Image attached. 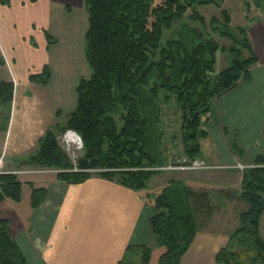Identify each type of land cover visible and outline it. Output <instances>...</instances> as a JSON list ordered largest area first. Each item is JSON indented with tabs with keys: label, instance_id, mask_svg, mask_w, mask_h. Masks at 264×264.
Wrapping results in <instances>:
<instances>
[{
	"label": "trees",
	"instance_id": "trees-1",
	"mask_svg": "<svg viewBox=\"0 0 264 264\" xmlns=\"http://www.w3.org/2000/svg\"><path fill=\"white\" fill-rule=\"evenodd\" d=\"M222 0H85L88 31L85 57L92 70L76 88L77 106L65 124L49 128L37 151L23 163L56 170L57 181L80 185L101 176L122 187L142 191L159 175L151 171L165 166L163 105L174 101L180 116L179 135L184 156L201 159V128L213 102L250 80L258 64L246 29L232 33L231 15L209 23L199 7H222ZM34 3L35 0H30ZM249 7L246 0H244ZM210 29V32L207 29ZM218 34L232 42L230 67L212 76L217 53L226 52L212 38ZM50 44L55 43L47 36ZM245 55L246 56L245 58ZM4 61L0 58V67ZM52 80L48 66L30 82L47 87ZM15 85L0 77V132L8 130ZM57 119L61 111L56 113ZM80 137L83 156L74 166L59 137ZM233 151L240 155L234 146ZM244 171L238 198L248 206L239 216L240 226L227 247L216 256L217 264H264V239L260 234L264 214V155ZM32 187L31 206L38 209L47 198L45 188ZM23 183L13 173L0 175V203L19 204ZM205 193H196L182 181H171L154 202L150 221L158 248L165 250L158 264H181L200 229V219L212 215ZM152 251L129 249L120 264H150ZM0 264H27L9 229L0 222Z\"/></svg>",
	"mask_w": 264,
	"mask_h": 264
},
{
	"label": "crops",
	"instance_id": "crops-1",
	"mask_svg": "<svg viewBox=\"0 0 264 264\" xmlns=\"http://www.w3.org/2000/svg\"><path fill=\"white\" fill-rule=\"evenodd\" d=\"M84 2L0 0V58L4 61L0 77L15 85L10 124L7 132H0V170L4 173L37 172L21 165L37 151L45 132L56 125L58 111L45 102L46 92H31L43 86L31 83L30 76L40 74L48 66L53 78L52 55L63 45L67 49L73 47L75 27L70 16L79 8L83 10ZM84 12L87 25L84 20L83 30L76 36L79 40H85L88 31L87 10ZM261 21L249 22L248 36L258 60L250 70V80L241 81L236 89L216 99L210 113L202 118L201 128L207 137L200 142L201 159L211 166L253 165L264 155V23ZM47 36L55 43L50 44ZM234 146L240 155L234 153ZM170 174H197L211 179H182L196 193L209 195V188H215L230 200L238 198L241 191L237 190L241 189L242 175L224 170ZM19 179L24 197L19 204L11 200L0 203V222L9 223L27 264H120L129 249L141 247L152 251L150 264H158L164 255L165 250L157 246L150 221L155 216V198L173 180L156 175L147 189L134 191L96 175L80 185L60 183L45 174L19 176ZM152 183L160 186L151 189ZM31 186L47 191L46 201L38 209L31 206ZM227 200L223 198V206L212 208L226 210ZM210 220L211 215L200 222L197 236L181 264H217V254L229 243V232L213 231L209 228V224L213 227ZM263 223L264 214L261 235Z\"/></svg>",
	"mask_w": 264,
	"mask_h": 264
},
{
	"label": "rangeland",
	"instance_id": "rangeland-1",
	"mask_svg": "<svg viewBox=\"0 0 264 264\" xmlns=\"http://www.w3.org/2000/svg\"><path fill=\"white\" fill-rule=\"evenodd\" d=\"M246 2L248 3L249 7H247L244 0H222L221 8H218L214 5L202 6L198 8V11L201 14V16L206 20V22L209 23L213 18L221 21L222 11L225 10L231 15V24L229 29L232 33H235L238 29H246L248 31L249 22H251V20L259 19L262 20L261 22L264 23V0H246ZM83 8H84L83 10L79 8L73 11L72 15L70 16L74 21V27H75V34H74L75 41H73L74 42L73 47L67 49L63 45L62 48L59 47L57 51L53 53L54 56L52 55L53 60H55L52 63V70L54 72V75L49 86L47 88H43V87L37 88L35 91L30 90L32 93L46 92L45 97L47 98L45 99L47 101L45 102H48L49 105L55 111H59V110L61 111V116L59 119H57L56 124H65L68 119V116L75 111L77 106L76 88L81 80H88L92 75V70L89 67L87 59L85 57V40L84 38L82 40L76 38V36L80 35L83 30V22L85 20L83 18L84 15L86 16V13L84 12V10L86 9L85 2ZM86 20L85 23L87 25ZM207 31L210 32V29L208 28ZM212 38L221 48L227 49L226 52L219 51L217 53L216 56L217 63L215 65L214 72L212 74V76L214 77L230 67L233 57L228 52V50L232 46V42L230 40L226 38H222L218 34H212ZM58 56L60 59H58ZM246 56L248 55H245V58ZM162 108L164 110L163 125L165 131L163 146L166 148L165 150L162 147V150L163 152H165L166 156L169 157L170 159L174 157H185L184 152L182 151L181 148L180 141L177 142L172 141V138L174 136L177 137L179 135V130H180V119H179L180 114L175 107L174 101L172 100L169 104L163 105ZM70 133L72 132L67 133L66 139H65V134L63 136H60L59 143L63 151L70 157L72 164L76 166L78 159L83 156V149H81L82 142L79 136H77L74 133L77 137H71ZM21 166H24L25 168L37 169V173L29 175L33 177L41 176L45 174V176L47 177L56 178L58 174V171L56 170H48L38 165L37 166L21 165ZM245 166H250V165H245ZM21 170H25V169H21ZM229 172L239 174L242 176L244 174V172L238 170H230L228 171V173ZM235 174H233L232 176L233 179L235 178L234 176ZM174 175L175 174H170L169 172H162L158 176L161 179L166 178L168 180L182 181V182H183L182 179H186V178L195 179L196 181L211 180L209 178H205V176L197 175V174L190 176L189 175L174 176ZM235 181L236 180H234V183ZM158 186L160 185L156 183H152L151 189L152 188L155 189ZM214 189L215 188H209L208 191L209 192L208 199L211 201L212 206H217V205L223 206L224 205L222 204L223 198L228 200L226 205L227 207L224 206L226 207V210L223 209L222 211L221 208L213 207V212L210 220V222L213 223V227L210 226L209 224V228H212L213 231L218 233L221 231L223 232L228 231L230 237V234H232L237 228H239L240 226L239 216L242 212L246 210V208H248V206L244 204V202H242L239 198L231 197L229 200V198H226L224 193H222L223 196H221L220 192ZM240 190L241 189H238L237 191ZM30 193H32V190ZM28 202L30 203V196L28 198ZM202 219L203 218L200 219V222H202ZM262 235L264 236V223L262 228ZM262 235L261 237L264 239Z\"/></svg>",
	"mask_w": 264,
	"mask_h": 264
},
{
	"label": "built area",
	"instance_id": "built-area-1",
	"mask_svg": "<svg viewBox=\"0 0 264 264\" xmlns=\"http://www.w3.org/2000/svg\"><path fill=\"white\" fill-rule=\"evenodd\" d=\"M83 146H81V149ZM250 168H253L252 165L245 166L238 164L236 166L231 167H214L209 165L205 160L203 159H189L187 157H174L171 158L168 163L163 167H157L154 169H150L154 172H169V173H194V172H210V171H217V170H224V171H230V170H238L241 172H244ZM4 172L0 170V175H2ZM37 172L32 171H17L13 172V174L17 176H25L30 174H35Z\"/></svg>",
	"mask_w": 264,
	"mask_h": 264
},
{
	"label": "bare ground",
	"instance_id": "bare-ground-1",
	"mask_svg": "<svg viewBox=\"0 0 264 264\" xmlns=\"http://www.w3.org/2000/svg\"><path fill=\"white\" fill-rule=\"evenodd\" d=\"M71 137H77L74 133H70Z\"/></svg>",
	"mask_w": 264,
	"mask_h": 264
},
{
	"label": "clouds",
	"instance_id": "clouds-1",
	"mask_svg": "<svg viewBox=\"0 0 264 264\" xmlns=\"http://www.w3.org/2000/svg\"><path fill=\"white\" fill-rule=\"evenodd\" d=\"M66 137H67V133H65V139H66Z\"/></svg>",
	"mask_w": 264,
	"mask_h": 264
}]
</instances>
